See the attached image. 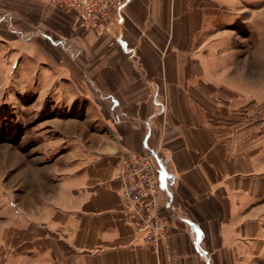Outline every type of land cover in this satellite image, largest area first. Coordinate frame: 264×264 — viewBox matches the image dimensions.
Instances as JSON below:
<instances>
[{
	"label": "crops",
	"instance_id": "crops-1",
	"mask_svg": "<svg viewBox=\"0 0 264 264\" xmlns=\"http://www.w3.org/2000/svg\"><path fill=\"white\" fill-rule=\"evenodd\" d=\"M125 1L96 32L45 0H0V71L62 108L43 124L59 138L26 160L37 174L0 215V264H264V124L238 112L264 83L239 79L215 37L254 0ZM151 150L157 246L135 232L119 178L128 154Z\"/></svg>",
	"mask_w": 264,
	"mask_h": 264
},
{
	"label": "rangeland",
	"instance_id": "rangeland-1",
	"mask_svg": "<svg viewBox=\"0 0 264 264\" xmlns=\"http://www.w3.org/2000/svg\"><path fill=\"white\" fill-rule=\"evenodd\" d=\"M249 14H253V20L246 22ZM263 20L264 0H254L252 5H239L235 10L223 13L222 20L215 24V33L218 31L215 37L228 42L223 45V51L229 52L232 48L235 52L232 57L233 61L236 57L238 62L239 79L252 78L255 83H264ZM226 59V62L233 63L230 56L227 55ZM11 68L13 71L14 64ZM19 80L16 73L6 76L4 71H0V215L9 207L17 209L22 200L27 170L30 169V176L37 174V164L31 162L29 165L27 161L44 158L45 143L59 138L58 132L53 131L46 136L47 128L43 124L54 116H61L62 108L57 109L50 101H37V90L23 87ZM254 90L253 103L249 106L241 107L245 100L239 98V117L247 119L239 123L252 122L261 128L264 124V94L261 86L254 87ZM48 150L53 152L51 148ZM63 152L58 151L56 155ZM33 169L35 172H31Z\"/></svg>",
	"mask_w": 264,
	"mask_h": 264
},
{
	"label": "built area",
	"instance_id": "built-area-1",
	"mask_svg": "<svg viewBox=\"0 0 264 264\" xmlns=\"http://www.w3.org/2000/svg\"><path fill=\"white\" fill-rule=\"evenodd\" d=\"M53 9L73 15L88 30L103 32L111 18L118 22L124 17L125 0H45ZM154 151L128 154L120 164L124 210L136 233L142 234L144 243L157 246L167 234V223L160 213L157 195L165 185L159 176ZM167 210L168 206L163 205Z\"/></svg>",
	"mask_w": 264,
	"mask_h": 264
}]
</instances>
